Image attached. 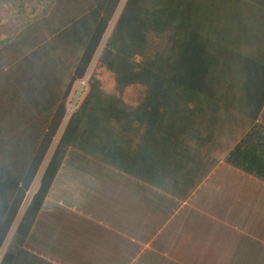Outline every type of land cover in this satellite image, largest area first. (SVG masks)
Wrapping results in <instances>:
<instances>
[{"label": "crops", "instance_id": "obj_1", "mask_svg": "<svg viewBox=\"0 0 264 264\" xmlns=\"http://www.w3.org/2000/svg\"><path fill=\"white\" fill-rule=\"evenodd\" d=\"M70 2L90 3L0 0L13 10L0 43L20 8ZM133 9L110 80L88 83L72 111L69 76L55 109L63 66L39 59L29 75L16 70L30 35L0 46V264H264V0ZM62 105L58 132L76 113V145L60 152L23 248L8 252L55 150L58 132L39 162Z\"/></svg>", "mask_w": 264, "mask_h": 264}, {"label": "trees", "instance_id": "obj_2", "mask_svg": "<svg viewBox=\"0 0 264 264\" xmlns=\"http://www.w3.org/2000/svg\"><path fill=\"white\" fill-rule=\"evenodd\" d=\"M89 2L88 7H74L73 2H70L73 7L53 8V6L50 5L41 10H36L33 14L27 13L28 9L20 8L19 13L23 18L19 21L20 23L14 35L0 43V46H2L8 44L12 40L15 42L17 40H22V36H31H29V54L26 53L20 60L21 62L16 64V70L23 76L33 73V70H31L29 66H31V63L35 60L51 59L55 65L60 67L63 66V69H61L63 72L57 71L59 74L55 78L56 84H59V87H61L55 88V109L58 107L57 100L60 97L58 92H61L62 86L68 83V76L69 81L71 80V85H73L77 78L83 77L84 72L90 66L95 53L98 51L97 49H99L102 44L104 35L109 26L108 23H110L120 0H89ZM135 2L136 0H126L110 35L100 49L101 52L99 54L97 66L88 80L91 89H94L97 82L103 79L102 76H100V70L106 69L109 71L111 66L118 62L117 53L126 48L124 35L127 29H129L130 14L134 10ZM18 42L22 44V41H17V43ZM123 60L126 61L127 59L123 58ZM64 115L65 105H62L61 109L56 114L52 132L50 131L46 137L43 151L40 153V163L46 154L45 152L52 143L53 135L57 134ZM76 118V113L72 114L67 126H65V131L62 132L55 146L50 163L41 178L40 188L26 208L10 240L7 247L8 252L18 251L23 248L30 227L49 191L56 169L62 161L63 156L59 157V154L61 155L60 152L63 151L65 147L68 148L69 146L76 145V137L72 128ZM47 123H49V121ZM19 203L21 202L18 201L15 203L16 208L10 217H8L2 238L6 236V231L8 233V229H10L14 221L16 212L20 206Z\"/></svg>", "mask_w": 264, "mask_h": 264}, {"label": "rangeland", "instance_id": "obj_3", "mask_svg": "<svg viewBox=\"0 0 264 264\" xmlns=\"http://www.w3.org/2000/svg\"><path fill=\"white\" fill-rule=\"evenodd\" d=\"M125 2H126V0H120V3H119V5H118V7L116 8V11L114 12V15H113V17H112L110 23H108L109 26H108V28H107V30H106L105 35H104V38H103L102 44H101V46L99 47V49H97L98 51H97V53H95V56H94V58H93V60H92V63L90 64V67L88 68V72H87L86 76L83 77V78L77 79V80L74 82V86H73V89H72V94H71V97H70V100H69V102L71 103L70 106H69L70 111H72V110L75 108L76 102H74V101H75L76 99H79V97H80V93H82L83 88L86 87L87 84L89 83L88 80H89V78L91 77V75H92L94 69H95L96 66H97V62H98V58H99V54H100V52H101L100 49H101L102 46L104 45V43H105L107 37L110 35V33H111V31H112V29H113V27H114V25H115L114 23H116V21H117V19H118V17H119V14L121 13V10H122V8H123ZM36 10H40V9H38V8H35L34 10H32V9H28L27 13L33 14L34 12H36ZM12 11H13V10H4V11L2 10V11H0V21H5V22H8V24H10L9 21L11 20L10 17H11V15H12ZM17 12H18V19H19V21H21L23 17H22V15L19 13V10H17ZM19 21H17L18 23H17V25H16V27H15V29H14L13 32L16 31V29H17V27H18V24L20 23ZM7 29H8V28H7ZM1 30L4 31L5 33L7 32L8 34H10V31H8L9 29L6 30V28H5L4 25H3V28H1ZM100 71H101V72H100V73H101L100 76H102V78H103L102 81L110 80V76H109V75H111V74H110V72H109L108 70H106V69H102V70H100ZM62 132H63V127L59 130L58 134H57L56 137H55V143H54V146H56V144L58 143V141H59V139H60V136H61ZM12 226H13V224H12ZM10 228H11V226H10ZM16 228H17V222H16V224L13 226V229H11L12 231H11L10 233H8V238H7L8 245H9V243H10V240H11V238H12V236H13V234H14ZM7 247H8V246H7Z\"/></svg>", "mask_w": 264, "mask_h": 264}]
</instances>
